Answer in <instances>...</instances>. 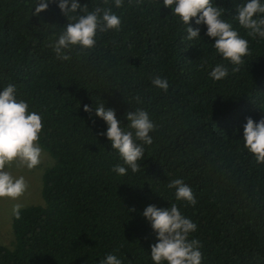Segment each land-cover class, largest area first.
Here are the masks:
<instances>
[{"label":"trees","instance_id":"16d2710c","mask_svg":"<svg viewBox=\"0 0 264 264\" xmlns=\"http://www.w3.org/2000/svg\"><path fill=\"white\" fill-rule=\"evenodd\" d=\"M77 2L81 10L110 7L121 30L98 33L95 49L73 47L62 61L49 47L71 22L58 0L39 16V0H0V93L12 84L29 112L41 115L39 146L53 160L41 203L21 208L20 219L13 213V241L0 245V264H101L108 254L121 264H155L158 234L143 213L174 203L197 224L189 239L201 242L202 264H264V164L244 147L247 119L264 120V38L248 36L236 20L248 0H213L249 42L251 54L235 73L207 26L193 18L200 38L188 40L164 0H124L121 8L114 0ZM217 64L229 69L220 82L209 78ZM157 75L167 78V92L152 85ZM100 103L122 127L137 108L157 125L138 172L112 171L127 165L95 114ZM177 178L194 192L195 207L167 187Z\"/></svg>","mask_w":264,"mask_h":264},{"label":"clouds","instance_id":"9594fccd","mask_svg":"<svg viewBox=\"0 0 264 264\" xmlns=\"http://www.w3.org/2000/svg\"><path fill=\"white\" fill-rule=\"evenodd\" d=\"M49 3H57V0H39L34 15L39 16L47 11ZM103 3L108 4V0H103ZM114 3L117 8H121L124 0H114ZM58 6L71 21L58 39L49 45L59 60H71L69 53L73 47L78 46L83 51L95 49L98 33L121 30L122 20L110 7H96L89 11L85 6L81 10L77 0H58ZM164 6L172 7L173 15L179 17L187 26L188 40L200 38L199 28L189 26L192 19L198 17L196 24L207 26V35L215 39L213 47L224 60L233 65V73L240 70L244 58L251 54L248 40L242 38L233 25L223 18L224 10L215 6L213 0H164ZM78 10L84 14L72 15L78 13ZM237 11L236 20L247 30L248 36L264 38V3L261 0H248ZM228 76L229 69L222 64H217L209 73V78L215 82ZM151 83L164 92L170 87L167 78L159 75L152 77ZM16 92L17 89L9 84L0 93V199L17 200L29 187L24 177H14L7 170L8 167L16 163L31 170L41 163L42 149L39 141L43 131L42 117L35 111L29 112V103L18 100ZM136 99L140 102L139 97ZM84 111L91 114L93 109L84 105ZM95 114L107 123L106 136L127 165L126 168L117 164L112 171L121 176L126 175L128 168L133 173L138 172V162L145 151L143 145L153 144L150 134L157 128L149 113L142 108L127 113L126 118L130 121L127 127L121 126L115 110L106 108L104 103L96 105ZM244 147L255 157L258 164H264V120L256 123L251 118L247 119L244 127ZM167 187L175 189L178 201H186L188 205L196 206V196L184 180H172ZM20 209L19 204L13 209L16 219L21 218ZM143 215L158 234V243L151 250V258L155 264H202L201 242L198 239H189L190 234L197 231V224L185 217L175 203L169 209L148 206ZM101 264H121V261L116 255L108 254Z\"/></svg>","mask_w":264,"mask_h":264},{"label":"rangeland","instance_id":"374dc122","mask_svg":"<svg viewBox=\"0 0 264 264\" xmlns=\"http://www.w3.org/2000/svg\"><path fill=\"white\" fill-rule=\"evenodd\" d=\"M53 164L52 158L42 150L41 163L38 167L29 170L27 167L13 163L9 170L14 177H24L28 183V190L19 199H0V245L10 247L13 241L11 220L15 205L21 208L41 203L40 191L42 175L46 168Z\"/></svg>","mask_w":264,"mask_h":264}]
</instances>
